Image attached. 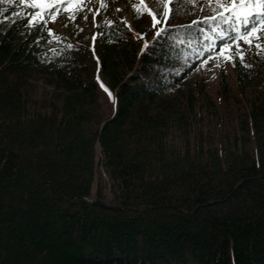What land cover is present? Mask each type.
<instances>
[{
    "label": "trees",
    "instance_id": "16d2710c",
    "mask_svg": "<svg viewBox=\"0 0 264 264\" xmlns=\"http://www.w3.org/2000/svg\"><path fill=\"white\" fill-rule=\"evenodd\" d=\"M122 1L101 86L61 8L0 0V264H264V8L133 0L139 40Z\"/></svg>",
    "mask_w": 264,
    "mask_h": 264
},
{
    "label": "rangeland",
    "instance_id": "374dc122",
    "mask_svg": "<svg viewBox=\"0 0 264 264\" xmlns=\"http://www.w3.org/2000/svg\"><path fill=\"white\" fill-rule=\"evenodd\" d=\"M108 1L110 0H34V2H37V4H39L42 7L53 6L54 9L61 7L60 12L52 15L51 24L66 34L71 33V32L73 33L75 32V30L80 32V35L88 43L90 47L92 58L89 60V63L95 74L96 81L101 86H103L104 83L101 79L100 72H98L99 71L98 64L96 62L97 56H98V51H97L98 48L96 45V35L97 34L95 31V22H96L95 15H97L98 11L100 10L101 3L108 2ZM122 2H125V4L124 6L122 5L123 6L122 11L118 13V16L122 18L123 20H125L131 32L132 37L140 40L141 36L139 35V31L144 30L146 27L143 26L142 21L138 23L137 27H133L130 24L129 13H128L129 6L130 4H133L134 1L131 0L130 2V0H123ZM247 2H249L251 8L258 9V4L260 8L263 5L260 3H264V0H261V1L247 0ZM109 8H110V5L106 8L105 11H109ZM147 20L148 22L144 24L146 26L148 25V28L150 30L151 27H154L156 25V18L151 14L150 16H148ZM72 28H73V31L71 30ZM263 40L264 38L262 37V41ZM224 58L226 61L225 66H223L224 72L230 71L231 73L229 63H228L230 61V54L228 52H225ZM208 72H209V81L212 86V84L214 85L216 83L217 73L219 72L218 67L216 65H212V68H210ZM35 83L38 84L40 87L41 82L35 81ZM102 177H103L104 182L107 184V177L105 176L103 172H102ZM95 185L96 183L94 181L92 194L90 195V198L92 200H97L94 198L95 196L93 194L95 190ZM104 191H105V199L104 201H102V203L116 205L114 204V198L112 197V194L110 193V191H108L106 188Z\"/></svg>",
    "mask_w": 264,
    "mask_h": 264
},
{
    "label": "water",
    "instance_id": "95a60500",
    "mask_svg": "<svg viewBox=\"0 0 264 264\" xmlns=\"http://www.w3.org/2000/svg\"><path fill=\"white\" fill-rule=\"evenodd\" d=\"M94 203L102 205L103 207L109 208V209H115V208H119L118 205H110V204H104L102 202H100L98 199L97 200H92Z\"/></svg>",
    "mask_w": 264,
    "mask_h": 264
},
{
    "label": "bare ground",
    "instance_id": "6f19581e",
    "mask_svg": "<svg viewBox=\"0 0 264 264\" xmlns=\"http://www.w3.org/2000/svg\"><path fill=\"white\" fill-rule=\"evenodd\" d=\"M94 203V202H93Z\"/></svg>",
    "mask_w": 264,
    "mask_h": 264
}]
</instances>
